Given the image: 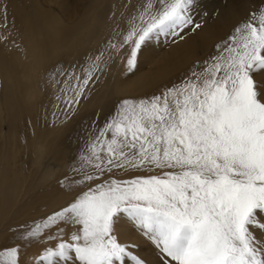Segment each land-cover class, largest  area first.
<instances>
[{
	"label": "snow or ice",
	"instance_id": "obj_1",
	"mask_svg": "<svg viewBox=\"0 0 264 264\" xmlns=\"http://www.w3.org/2000/svg\"><path fill=\"white\" fill-rule=\"evenodd\" d=\"M132 7L115 42L48 73L58 122L76 115L117 58L132 72L152 42L176 44L205 29L200 0ZM14 27L0 0V43ZM99 116L84 129L72 175L60 181L72 198L20 226V241H57L36 264H148L137 244L121 239L129 224L159 264H264V0H253L181 79ZM21 253L20 244L3 248L0 264H21Z\"/></svg>",
	"mask_w": 264,
	"mask_h": 264
},
{
	"label": "bare ground",
	"instance_id": "obj_2",
	"mask_svg": "<svg viewBox=\"0 0 264 264\" xmlns=\"http://www.w3.org/2000/svg\"><path fill=\"white\" fill-rule=\"evenodd\" d=\"M58 1L50 0L55 4ZM252 2L200 0L197 11L212 15L210 20L206 16L203 32L186 38L161 55L155 61L154 73L124 79L129 72L117 58L111 65V73L99 82L101 89L98 91L99 86H96L97 90L94 86L76 115L60 123L56 117L61 120L63 117L54 106L55 87L49 83L48 73L57 65L67 67L83 63L88 55L97 54L110 40L115 42L117 33L127 28L121 23L127 21L116 18L112 6L108 15L99 13L91 23L86 18L87 22L82 19L72 27L65 25L59 14L46 10L38 0H7L8 14L15 27L9 42L6 45L0 43V134L3 135L2 122L9 121L11 126L4 134L9 141L4 148L6 151L0 152V250L20 244L21 264H36V258L46 247H55L56 240L28 244L18 240L17 235L21 225L40 220L65 205L74 195L65 191L60 181L72 175L71 165L84 143L85 127L96 119L97 113L100 114L98 123L102 122L119 100L159 94L161 88L181 79L195 60L210 54L215 43L227 37L247 17ZM60 8L64 9L63 6ZM200 53L202 57H199ZM146 54L145 50L138 57L147 59ZM49 157L61 162L57 165L59 170L54 171L55 168L50 166L41 178H37L35 185L27 183L28 172ZM13 213L20 222L11 229L15 234L9 235L4 222ZM128 226L129 234L133 228L130 224L123 228L121 239L124 241L127 240Z\"/></svg>",
	"mask_w": 264,
	"mask_h": 264
},
{
	"label": "rangeland",
	"instance_id": "obj_3",
	"mask_svg": "<svg viewBox=\"0 0 264 264\" xmlns=\"http://www.w3.org/2000/svg\"><path fill=\"white\" fill-rule=\"evenodd\" d=\"M44 1L45 0H43V1L42 0H40V1L38 0L39 4L44 5L46 10L52 11V12H54L57 15L59 14L60 18H62L64 24L65 25H69L70 24V26H72V27L73 26L76 27V25H78V23L82 19L85 22H87V20H88V23H91L93 18L96 17L99 13H104L105 15H108L109 13H111L112 6H113V14L115 15V17L119 18L120 20H126L128 22L129 15H131L132 13L135 12V9L132 7V5H136L137 7H139L143 3V0H100V2H99V0H80V1H78V0H64V1L63 0H59L58 4L51 3L50 0H47L45 2ZM101 1H103V2H101ZM214 1H216V0H213V2ZM90 3H91V5H90ZM94 3H96V5ZM61 6H63L64 9H61L60 8ZM87 8H89V9H87ZM102 9H103L104 12L102 11ZM61 12H63V13H61ZM92 12H94L96 14L93 13V15H92ZM211 16L212 15L208 14L207 18L210 20ZM86 18H87V20H86ZM127 22H122L121 25L124 26V24H126V26L128 27V23ZM179 42H181V41H178L177 43H179ZM176 44H171L170 42H160V43L152 42L146 48H143L144 50L142 49L141 52H144L146 50L147 59L146 58L145 59L144 58H140V56H139L138 59H137V67L132 72H129V73L125 74L124 79L125 78L129 79V76H131V75H133V77H134V76H137L138 74L139 75H144V74H147V73H154L156 71V70L154 71V69H156V67H157L155 61L161 55L166 54L167 52L172 50L173 47H175ZM199 55H198L199 57H202L201 53ZM115 62H116V60H115ZM111 65L113 66V63L109 65L110 67L107 68V71L105 72V74L102 77H104L108 73H111L110 72L111 71V67H112ZM122 84H124V83H122ZM96 86L97 87L99 86V89ZM95 87H96V90L98 89V91H99L101 89V83L98 82L95 85ZM109 91L111 93V89L110 88H109L108 92ZM1 127H2L3 135L0 134V152L2 150L6 151V149H4V148L6 147L7 142H9V141L6 139V137H4V134H6V133H8L10 131V129H11L10 122L9 121L2 122L1 123ZM54 161H55V159L52 160V157L44 158L43 161H41L42 163L39 162L36 165L37 169L34 168L35 167L34 166L28 172L29 179L27 180V183L31 182L33 185H35V181L37 180V178L38 179L41 178L42 177V173L47 168L48 169H50V168L52 169V167H53V169L55 168L54 171L55 170L58 171L59 170L58 166H59V164L61 162L60 161H55L54 162ZM11 216L9 217V219L7 221L4 222L6 225L3 223L5 225V228L8 229L7 233H9V235L15 234V232H12L11 229L14 226V224L16 225V224H18V222H20V220H18L19 218L16 219V214L15 213H13ZM36 216L39 217L38 215H36ZM2 230H4V229H2ZM126 242L137 244L139 246L138 247L139 249L136 248L135 249L136 252H138L143 257L145 256L144 258L148 261V264H159V257H158L157 250L155 251V248L152 246V244L146 238L141 236L140 233L138 231H136L134 228L130 229V234H129V226H128V235H127ZM152 250H154L155 252L152 251ZM153 252L155 254H153Z\"/></svg>",
	"mask_w": 264,
	"mask_h": 264
}]
</instances>
